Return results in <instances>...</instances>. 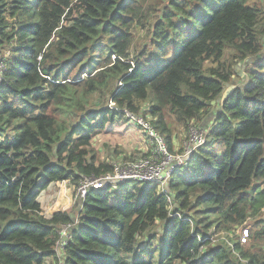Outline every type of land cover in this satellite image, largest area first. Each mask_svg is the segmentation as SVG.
<instances>
[{"label": "trees", "instance_id": "trees-1", "mask_svg": "<svg viewBox=\"0 0 264 264\" xmlns=\"http://www.w3.org/2000/svg\"><path fill=\"white\" fill-rule=\"evenodd\" d=\"M0 59V264H264L263 7L0 0ZM214 102L207 143L164 190L125 181L91 189L76 224L68 210L43 214L51 183L76 189L112 170L92 148L109 125L142 115L174 154L173 121L202 128ZM242 225L262 244L229 236ZM220 232L228 237L214 244Z\"/></svg>", "mask_w": 264, "mask_h": 264}, {"label": "rangeland", "instance_id": "rangeland-1", "mask_svg": "<svg viewBox=\"0 0 264 264\" xmlns=\"http://www.w3.org/2000/svg\"><path fill=\"white\" fill-rule=\"evenodd\" d=\"M257 5H260L264 8V0H253ZM135 34L137 39L141 40L144 38L145 31L141 30L139 28L135 29ZM144 40V39H143ZM228 60H233V65L235 67V70L237 74H239V77H246L247 72L245 70V66L247 65L246 62H240L236 59H234L232 56ZM238 76H235V82L239 83L241 80ZM244 81V79L242 78ZM242 83V82H240ZM235 86V85H231ZM227 87L228 89L231 87ZM104 100V99H103ZM102 102L99 101V103ZM108 106L114 108L116 107V103L109 99L107 100ZM147 104L145 105V107ZM214 120V119H213ZM200 123V122H199ZM209 123V122H208ZM174 129H173V138H172V147L175 151L174 154L183 155L187 152V147H191L190 141L192 138V135L190 136L189 128L188 126L180 125L173 121ZM200 125V124H199ZM190 127V126H189ZM202 127H205L204 125ZM192 134V133H191ZM145 131L141 130V128L136 125L133 122H130L127 119L119 120L113 125H109V127L103 132L100 133L94 140L93 143V150L96 154L97 158L100 161L109 162L110 164H113L114 162L118 161H126L130 158L134 159L137 157H140L142 155H149L151 146L147 142ZM190 137V139H189ZM185 146V150H183V147ZM134 182H130L131 185H133ZM65 189V190H64ZM41 196V200L44 202V200H48V202L51 204L47 206L44 203H41V207H45L42 212L46 217H50V208H54L52 210H62L66 211L68 210L70 213H72L73 221L76 224L77 223V215L79 210V205L76 203V193L75 188L73 185L69 183H65V185L60 186H52L50 189H45L41 192L39 197ZM38 197V200H39ZM56 206V207H54ZM179 215V214H178ZM254 223V222H253ZM262 224H259V231L262 229ZM251 227V224H249V228ZM253 228V226H252ZM247 229L246 226H239L237 229H235V233L229 236L234 237H240L241 242L246 248H254V245L262 244L260 240H256L251 235H249V232L245 231ZM214 227L211 229L210 232H213ZM228 237L227 232H220L216 235V240L213 241V243H217L218 241H221L223 238Z\"/></svg>", "mask_w": 264, "mask_h": 264}, {"label": "built area", "instance_id": "built-area-1", "mask_svg": "<svg viewBox=\"0 0 264 264\" xmlns=\"http://www.w3.org/2000/svg\"><path fill=\"white\" fill-rule=\"evenodd\" d=\"M3 64L0 59V83L2 80ZM112 100V99H111ZM130 122L138 126H143L145 129L148 143L151 146L149 155H142L129 161H118L112 164V170L101 175L100 177L84 176L80 183L76 186V203L79 207L82 206L87 193L91 189H100L108 185L113 187L125 181H137L140 183H154L158 184L162 190L168 185L174 170L182 165L190 155L199 147L205 145L208 141L207 130L199 128L195 125L190 126L189 133L192 135L190 145L187 147V152L183 155L173 154L169 151L164 138L153 129L150 120L142 115L127 114ZM192 133V134H191ZM190 139V137H189ZM185 150V146L183 147ZM63 186L68 182H58ZM73 223L62 224L59 241V247L67 244L70 237V229ZM247 231V230H245Z\"/></svg>", "mask_w": 264, "mask_h": 264}, {"label": "crops", "instance_id": "crops-1", "mask_svg": "<svg viewBox=\"0 0 264 264\" xmlns=\"http://www.w3.org/2000/svg\"><path fill=\"white\" fill-rule=\"evenodd\" d=\"M217 106H218V104L216 103V102H214L213 103V109H212V112L210 113V114H208V116L202 121V125H204V124H206L207 122H210V121H212V119H213V112L217 109ZM60 184L61 183H58V182H53V183H51L50 185H49V187H48V189H50L52 186H60ZM62 185V184H61ZM65 190V189H64ZM39 201L41 202V203H44V205L46 204L47 206H49V205H51L49 202H48V200H44V202L41 200V196L39 197ZM43 207V206H42ZM54 207H56V206H54ZM43 209H45V207H43ZM52 209H54V208H50V216L53 214V212L55 211V210H52ZM63 248H61L60 250H62ZM49 263H51V262H49Z\"/></svg>", "mask_w": 264, "mask_h": 264}, {"label": "water", "instance_id": "water-1", "mask_svg": "<svg viewBox=\"0 0 264 264\" xmlns=\"http://www.w3.org/2000/svg\"><path fill=\"white\" fill-rule=\"evenodd\" d=\"M249 61H251L250 59H249ZM234 86H231L229 89H228V91H226V93H225V95L223 96V97H226V95L230 92V89H232ZM81 201H83V200H81Z\"/></svg>", "mask_w": 264, "mask_h": 264}]
</instances>
